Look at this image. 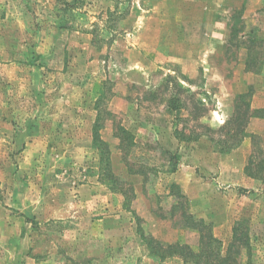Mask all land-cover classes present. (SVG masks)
I'll use <instances>...</instances> for the list:
<instances>
[{"label":"rangeland","instance_id":"374dc122","mask_svg":"<svg viewBox=\"0 0 264 264\" xmlns=\"http://www.w3.org/2000/svg\"><path fill=\"white\" fill-rule=\"evenodd\" d=\"M235 225L264 264V0H0V264H209L149 243Z\"/></svg>","mask_w":264,"mask_h":264},{"label":"trees","instance_id":"16d2710c","mask_svg":"<svg viewBox=\"0 0 264 264\" xmlns=\"http://www.w3.org/2000/svg\"><path fill=\"white\" fill-rule=\"evenodd\" d=\"M199 222V226L201 227L198 228L202 232L204 230L205 226L203 225L205 223L203 221ZM247 238L248 237L246 231H240L235 225L233 228L232 240L227 246H224L223 242L216 238L210 231L207 235L204 233L201 235V247L199 252H195L188 245H183L180 243H171L166 246L160 244L159 242H152L149 244H151L154 254L161 257L177 256L182 258L183 260H186V258L188 257H193L194 259H196L200 258L203 255H207L208 257L210 256L215 258L214 261H210L209 264H242L240 263V261H237L235 259L233 248L234 246H238L236 241H239L240 246H243V248H246L248 250L249 245H247ZM212 244L215 245L213 249H211ZM206 250L208 251L206 252ZM236 252L238 253L239 251L236 250Z\"/></svg>","mask_w":264,"mask_h":264}]
</instances>
